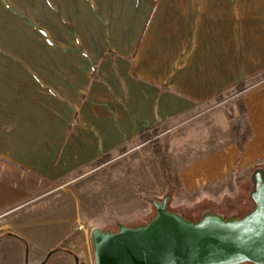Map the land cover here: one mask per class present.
<instances>
[{
    "label": "crops",
    "instance_id": "0c3cea01",
    "mask_svg": "<svg viewBox=\"0 0 264 264\" xmlns=\"http://www.w3.org/2000/svg\"><path fill=\"white\" fill-rule=\"evenodd\" d=\"M222 3L195 0L185 14L170 0H0L4 263L74 264L77 256L78 264H94L92 232L79 231L81 214L72 219L66 208L71 195L52 196L94 162L131 141L143 143L141 132L160 130L229 92H239L237 103L182 127L166 154L183 192L214 194L216 209L206 213L240 218L255 208L253 193L264 178V56L249 64L225 54L215 38L218 23L226 28ZM253 78L260 80L250 85ZM243 81L246 89L237 91ZM233 122L242 132L250 127L242 147ZM148 145L141 144L152 171L140 179L157 192L165 181ZM236 187L245 202L233 194ZM129 192L130 185L123 197ZM135 212L115 221L117 228L144 225L152 213ZM33 231L40 242L27 261ZM73 231L80 238L69 239Z\"/></svg>",
    "mask_w": 264,
    "mask_h": 264
},
{
    "label": "rangeland",
    "instance_id": "374dc122",
    "mask_svg": "<svg viewBox=\"0 0 264 264\" xmlns=\"http://www.w3.org/2000/svg\"><path fill=\"white\" fill-rule=\"evenodd\" d=\"M170 1L177 4L174 8L176 11L181 7L182 13L184 12L187 14V10L191 9L188 3L194 2L195 0L190 2L189 0ZM213 1L220 4L222 0ZM179 2H182V4L178 5ZM224 3L225 5L222 3L223 6L221 5L220 7L226 10V28L225 25L223 26L222 22L218 23L217 25L219 28H216L215 38H221L220 42L225 47V54L231 57L233 63L246 60L249 61V64H256V61L264 56V0H224ZM220 7L216 5V9L219 10ZM258 80L256 81V78H253L250 85L257 84L256 82H258ZM235 94H237V96ZM238 94L239 92H229L222 97L220 96L215 102L223 100L221 102L222 104L211 111L205 112V110L209 108V106H206L185 113L180 119L157 130L156 135H152L151 140H159V143L164 147L166 152L168 140L175 136L182 127L191 124L199 118L207 116L215 110L224 108L229 109L233 103L238 102ZM203 110V114H198L203 112ZM169 129L171 130L167 132ZM143 143L149 144L148 146L151 145V148H153L152 151H154L153 153L156 155L150 141H143ZM141 144L138 141H131L123 146L124 148L122 147L119 150L113 151L105 161L94 162L83 173L64 183L60 188V192L52 196L55 197L56 200L62 201L64 193H67V196L71 195V199L66 203V208L69 207L72 219H74L77 213L81 214V222L77 225L79 231H83V227H86L89 232H92L95 228L108 233L116 232L121 226L126 225H120L117 228V222L115 223V221L124 219L130 211H136V214H142L151 209V216L147 215L144 219L145 222H149V220H152L156 215L157 209L155 202H161L164 198L167 199V208L169 210L177 212L192 221H197L208 214L206 213L207 211L216 209L213 207V204L210 203L214 199L213 193L208 192L203 194L198 191L194 193L183 192L175 180L171 165L168 179L163 177L161 173L165 184L162 186V182L159 181L160 185L157 187V192H154L151 188H147L145 183L140 179V176L145 173L146 170L151 172L152 166L146 154V146L142 147ZM135 156L140 157V163L136 161L133 164ZM159 168L161 169L160 164ZM132 181L135 188H132ZM229 182L231 183V181ZM136 183L140 184V187H142L143 194H137L138 186ZM239 184L240 183H237L236 185L239 186ZM128 185H130L131 193L129 192L130 195L128 197H123L125 192H128ZM232 192L233 194L238 193L239 198H237V200L242 199V189H237L236 187L235 191ZM225 201H228L227 197ZM241 201L245 202V199ZM36 205L37 203L32 204L30 207L27 206V208H32ZM222 217L229 220L235 218L233 216ZM83 218H87L86 221H83ZM113 221L114 223L112 224ZM31 233L30 239L32 241H29V244H26L24 247L27 261H31L34 254L38 252L37 246L40 242L38 233H36V231ZM76 234L77 232L73 231L68 238H80V236H75ZM45 237L46 239L51 238L47 237V235H45ZM48 254L49 252L46 257ZM92 254L94 256V249ZM0 264L8 263H4L0 258ZM74 264H77L76 260ZM94 264H96L95 261ZM240 264L250 263L243 262Z\"/></svg>",
    "mask_w": 264,
    "mask_h": 264
},
{
    "label": "water",
    "instance_id": "95a60500",
    "mask_svg": "<svg viewBox=\"0 0 264 264\" xmlns=\"http://www.w3.org/2000/svg\"><path fill=\"white\" fill-rule=\"evenodd\" d=\"M253 199L255 208L240 218L208 213L192 221L169 210L164 198L144 225L113 233L95 228L96 264H264V178Z\"/></svg>",
    "mask_w": 264,
    "mask_h": 264
},
{
    "label": "trees",
    "instance_id": "16d2710c",
    "mask_svg": "<svg viewBox=\"0 0 264 264\" xmlns=\"http://www.w3.org/2000/svg\"><path fill=\"white\" fill-rule=\"evenodd\" d=\"M237 91H243L246 89L245 83L244 81L239 83L236 86ZM232 129H233V135L235 140L238 141L240 147H242L243 143L249 138L250 134H251V130L250 127L248 126L247 129L242 132L241 131V127L239 124H235L234 122L232 123ZM157 133V129H153V130H147L145 132H141L140 133V137L141 139H143V141H150L154 147L155 153L158 156L159 159V164L161 167V171H162V175L163 177H165L166 179H168V176L170 175V164H169V158L166 155L165 149L164 147L159 143V140L154 139L151 140L152 135H156ZM107 158V157H106ZM137 187V191L139 194H143V190L142 187H140V184L136 183ZM11 235V233H10Z\"/></svg>",
    "mask_w": 264,
    "mask_h": 264
},
{
    "label": "built area",
    "instance_id": "2783aa9c",
    "mask_svg": "<svg viewBox=\"0 0 264 264\" xmlns=\"http://www.w3.org/2000/svg\"><path fill=\"white\" fill-rule=\"evenodd\" d=\"M236 96H237V94H235ZM232 98V97H231ZM225 100V99H224ZM223 101V100H222ZM222 101H220V102H213V103H210L208 106H209V108L207 109V110H205V112H208V111H211V110H213L214 108H216L217 106H219V105H221L222 103ZM204 113V110H203V112H201V113H198V114H203ZM171 129H169L167 132H169ZM0 217H2V215H0Z\"/></svg>",
    "mask_w": 264,
    "mask_h": 264
}]
</instances>
